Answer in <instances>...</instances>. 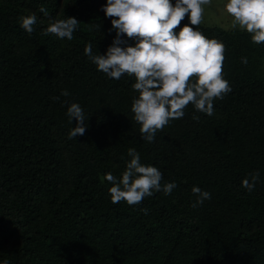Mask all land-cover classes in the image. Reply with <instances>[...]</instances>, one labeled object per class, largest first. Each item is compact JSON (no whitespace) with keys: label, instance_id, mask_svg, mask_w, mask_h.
<instances>
[{"label":"trees","instance_id":"obj_1","mask_svg":"<svg viewBox=\"0 0 264 264\" xmlns=\"http://www.w3.org/2000/svg\"><path fill=\"white\" fill-rule=\"evenodd\" d=\"M105 4L0 0V264H264V43L197 26L225 45L231 91L211 116L190 104L149 143L131 112L134 77L109 78L84 54L91 42L103 55L116 38ZM33 13L29 34L18 18ZM68 17L80 22L71 41L42 34L50 18ZM72 103L87 128L69 139ZM129 148L160 170L162 186L176 183L171 194L111 202L103 177L122 176ZM254 172L248 192L241 181ZM193 186L211 194L195 209Z\"/></svg>","mask_w":264,"mask_h":264},{"label":"clouds","instance_id":"obj_2","mask_svg":"<svg viewBox=\"0 0 264 264\" xmlns=\"http://www.w3.org/2000/svg\"><path fill=\"white\" fill-rule=\"evenodd\" d=\"M211 3L212 0H175V3L172 0H106L102 10L111 20L116 38L103 55L93 53L91 42L85 44L84 54L98 71L116 80L123 75L134 77L132 89L138 96L132 100L131 112L140 126L142 139L149 143L170 121L183 118L190 104L196 111L211 116L214 101L222 100L231 91L229 81L223 76L225 45L196 30L203 21L205 6ZM223 10L232 18L231 28L246 31L254 44L264 43V0H227ZM39 11L48 15L43 7ZM185 17L191 27L188 24L180 27ZM18 23L30 34L37 16L22 15ZM79 23L74 17L50 18L42 34L71 41ZM121 36L134 40L135 45L121 47L124 43ZM241 63L246 64L247 58L243 57ZM61 95L69 93L64 90ZM66 115L70 122L72 118L76 122L68 138L83 136L87 125L81 106L72 103ZM128 156L130 160L119 179L111 173L103 177L112 185L108 191L113 204L124 201L129 206L137 205L154 192L169 195L177 187L175 182L162 186L160 170L142 164L134 148L128 149ZM258 180L259 172L251 173L241 181V186L252 192ZM191 191L196 197L191 205L194 209L211 198L209 192L197 186Z\"/></svg>","mask_w":264,"mask_h":264},{"label":"rangeland","instance_id":"obj_3","mask_svg":"<svg viewBox=\"0 0 264 264\" xmlns=\"http://www.w3.org/2000/svg\"><path fill=\"white\" fill-rule=\"evenodd\" d=\"M226 2L227 0H212L211 5L205 6L204 18L201 24L206 26H217L232 32L242 31L238 27L236 29L231 28L232 18L223 10V4Z\"/></svg>","mask_w":264,"mask_h":264}]
</instances>
